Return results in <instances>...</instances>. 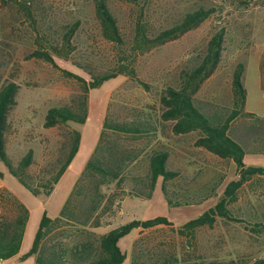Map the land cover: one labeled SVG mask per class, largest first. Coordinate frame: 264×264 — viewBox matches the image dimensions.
<instances>
[{"label": "rangeland", "instance_id": "374dc122", "mask_svg": "<svg viewBox=\"0 0 264 264\" xmlns=\"http://www.w3.org/2000/svg\"><path fill=\"white\" fill-rule=\"evenodd\" d=\"M26 1L33 7L35 22L26 18L14 1L0 0V86L11 81L20 87L17 106L11 115L7 153L14 164H18L33 150L35 164L30 171L38 174L57 159L62 136L77 131L81 142L72 163L50 193L33 194L0 161V214L3 207L14 209L17 201L29 211L19 254L0 264H36V256L28 254L41 221L44 215L51 219L60 216L98 145L107 112L118 110L122 118H133L143 109L151 114L152 122L160 126V135L151 134L140 142L124 139L125 148L143 155L156 148H165L170 153L169 167L181 173L178 180L170 183L171 190H180L197 199L203 198L212 188H215V194L194 206L174 207L166 201L161 179L150 200L128 198L127 193L133 187L129 180L118 195V213L111 218V224L85 230L80 235L88 237L92 232L101 236L128 221L164 217L173 225L137 229L119 241L121 251L127 255L123 264H131L132 251L138 240L145 250L159 255H176L178 264H253L264 258L263 176L253 178L239 191L238 202L231 206L235 220L219 218L213 227L181 234L182 225L198 218L218 202L227 184L237 178V168L233 161L220 159L196 147L198 134L175 136L172 124L161 119L159 101L162 93L168 87L178 86L183 73L204 56L212 36L225 29L220 67L204 82L196 98L204 109L212 112L231 108L233 72L242 62L246 65L245 109L264 117V0H148L145 5L147 18L151 17L148 36L200 8L214 9L215 13L177 40L143 51L134 44V24L139 8L136 4L108 0L124 37L123 45H117L103 36L94 0ZM74 24H78V28L70 40V55L67 60H61L49 49L50 43L42 45L41 38L46 37L61 50L63 38ZM42 49L51 52L54 64L33 57ZM122 66L127 67V72L133 70L136 77L132 78L126 72L89 89L85 123L44 127L49 109L70 105L73 97L83 93V82L65 72L90 80L88 72L101 76L117 72ZM84 67H88L86 71ZM140 82L147 84L149 89L143 88ZM252 121L235 122V137L243 143L254 140V134L246 135L245 132V127ZM244 163L264 168V154L248 153ZM146 170L143 163L133 174L144 175Z\"/></svg>", "mask_w": 264, "mask_h": 264}, {"label": "trees", "instance_id": "16d2710c", "mask_svg": "<svg viewBox=\"0 0 264 264\" xmlns=\"http://www.w3.org/2000/svg\"><path fill=\"white\" fill-rule=\"evenodd\" d=\"M12 1L26 18L35 22L33 7L26 0ZM121 1L139 6L134 24V44L142 51L177 40L198 28L215 13L214 9L200 8L148 36L151 26L149 20L151 17L147 18L148 12L145 6L148 0ZM94 3L95 14L105 39L111 43L123 45L124 37L108 0H94ZM77 28L78 24H74L66 32L61 50L54 47L46 37L41 38V43L42 45L45 42L50 43L49 49L61 60H67L70 55V40ZM225 36V29L217 31L209 40L204 56L193 68L183 73L179 85L168 87L159 98L162 106L161 119L172 124L175 136L198 134L194 143L196 147L220 159L233 161L237 168V178L227 184L218 202L198 218L182 225L181 234L185 231L192 233L203 227H213L219 218L227 221L235 220L231 206L238 202L239 191L253 178L264 177L263 167L247 166L244 163L248 153L264 154V117L245 109L247 101V90L244 85L245 63L237 64L233 72L234 99L231 108L212 112L204 109L196 98L204 82L220 67ZM33 57L55 63L51 52L44 49L36 51ZM87 68L84 67L85 71ZM126 72L125 66L117 72L101 76H94L88 72L89 79L92 81L71 72H65L67 76L75 77L83 82V93L73 97L70 105L49 109L44 127L57 128L70 122L85 123L88 117L89 89L99 87L105 81L125 75ZM127 75L136 77L133 70L127 72ZM140 84L143 88L149 89L147 84L143 82ZM19 88L17 83L11 81L0 86V161L4 162L10 173L33 194L39 195L42 191L50 193L78 153L81 136L77 131H71L62 136L63 141L58 150L57 159L47 164L38 174L30 171L35 164L33 150L21 158L18 164H14L7 150L11 115L17 106ZM110 112L108 111L105 117L98 145L87 162L82 177L61 210L60 216L51 219L44 215L41 221L33 248L28 254L36 256V264H123L127 255L119 247V241L122 238L137 229L147 230L160 225L172 226L168 219L157 217L146 221H128L101 236L92 232L88 237L80 235L85 230L111 224V218L118 213L116 209V204L120 201L118 195L129 180L133 187L130 192H125L128 198L150 200L158 180L161 179V189L166 201L168 205L174 207L194 206L212 198L215 194V188H212L211 192H207L203 198L197 199L182 194L180 190H171L170 183L178 180L181 173L169 167L170 153L165 148H156L144 155L125 148L124 139L140 142L151 134L160 135V126L152 122L151 114L146 109L141 110L140 114L133 118H122L118 110H110ZM242 119L254 120L245 127L246 135H255L254 140L249 144L235 137V122ZM143 163L147 168L146 174L134 175L133 171ZM28 217V209L18 201L12 210L3 207L0 214V262L19 254ZM131 258V264H178L179 262L174 254L159 255L145 250L141 240L136 241ZM253 264H264V258L256 260Z\"/></svg>", "mask_w": 264, "mask_h": 264}, {"label": "crops", "instance_id": "0c3cea01", "mask_svg": "<svg viewBox=\"0 0 264 264\" xmlns=\"http://www.w3.org/2000/svg\"><path fill=\"white\" fill-rule=\"evenodd\" d=\"M9 260V259H8ZM6 261V260H5Z\"/></svg>", "mask_w": 264, "mask_h": 264}]
</instances>
